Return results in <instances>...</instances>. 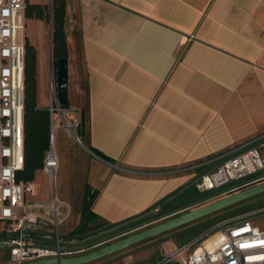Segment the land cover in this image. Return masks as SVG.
Here are the masks:
<instances>
[{"label":"crops","instance_id":"obj_1","mask_svg":"<svg viewBox=\"0 0 264 264\" xmlns=\"http://www.w3.org/2000/svg\"><path fill=\"white\" fill-rule=\"evenodd\" d=\"M26 20L38 108L50 110L52 24ZM66 32L64 118L79 117L82 139L58 121L57 173L64 167L70 191L54 197L77 215L75 229L88 187L93 213L114 225L186 185L194 168L264 136V0H67ZM39 180L53 181L39 170L28 203L45 204L47 192L31 197Z\"/></svg>","mask_w":264,"mask_h":264},{"label":"built area","instance_id":"obj_2","mask_svg":"<svg viewBox=\"0 0 264 264\" xmlns=\"http://www.w3.org/2000/svg\"><path fill=\"white\" fill-rule=\"evenodd\" d=\"M26 8V0H0V222L7 225L0 247L8 251L9 264L72 258L87 246L86 241L61 234L60 227L71 214L68 205L57 197L51 205L28 203L26 194L34 190L33 184L16 179L25 162ZM50 91L53 130L44 170L55 185L59 161L54 128L66 113L54 78ZM80 125L79 120L67 126L73 131ZM263 138L200 165L210 167L224 160L195 183L197 190L214 192L212 198L218 200L264 183V143L239 154ZM160 249V258L152 264H264V206L216 221L185 243L164 242Z\"/></svg>","mask_w":264,"mask_h":264},{"label":"trees","instance_id":"obj_3","mask_svg":"<svg viewBox=\"0 0 264 264\" xmlns=\"http://www.w3.org/2000/svg\"><path fill=\"white\" fill-rule=\"evenodd\" d=\"M27 1V0H26ZM26 19L36 18L39 20L48 19L52 24V51H53V63L55 66V72L57 69L58 61L62 59H68V44H67V0H52L51 6H42L36 4L27 3ZM25 108H24V154L25 162L21 171L16 174L18 182L32 183L36 178V173L39 170L44 169L45 161L48 152L51 150V112L49 109L38 108V88H37V51L36 48L26 40L25 46ZM68 107H64L67 109ZM82 125V122H81ZM81 125L79 127V136L81 138ZM82 139V138H81ZM92 152L96 153L99 157H102L108 162H112L111 159L105 157L95 149ZM188 188L182 194L175 197L173 200L168 201L160 206V211L169 209L174 204L191 203L204 198H209L215 195L214 192L206 194H192ZM92 189L88 187V195L85 197L82 203L81 209V221L78 227L70 234L73 238H80L86 236L95 231L107 228L111 226L108 222H104L99 219L92 211L95 198L90 201L88 196ZM250 201V200H249ZM246 201V202H249ZM244 202V203H246ZM237 206V205H236ZM236 206H233L226 210H233ZM264 206L263 203L255 205H246L242 208L235 209L231 213H226L217 218L205 220L201 223L193 225L187 229H184L182 233L176 237V240H180L181 243H185L194 237H196L201 231L208 228L210 225L225 219L229 216L244 213L246 211L255 209L257 207ZM225 211V210H224ZM138 222L129 223L122 227L108 231V235L118 234L124 229H127ZM9 257V256H8ZM10 259V258H9Z\"/></svg>","mask_w":264,"mask_h":264},{"label":"water","instance_id":"obj_4","mask_svg":"<svg viewBox=\"0 0 264 264\" xmlns=\"http://www.w3.org/2000/svg\"><path fill=\"white\" fill-rule=\"evenodd\" d=\"M52 5V1H51ZM50 5V6H51ZM53 60V51H52ZM57 89L58 99L62 107L69 106V63L68 59H62L57 63ZM264 143V138L256 143H253L239 152L243 153L247 150L257 148ZM224 162L220 160L203 173L193 178L186 185L175 191L162 202L152 207L145 213L128 219L126 221L111 225L107 228L95 231L86 236L77 238L86 241L87 246L85 251L91 250L89 253L78 257L60 258V259H46L27 264H94L107 257L113 256L130 247L157 238L164 234L170 233L174 230L188 226L216 213L222 212L233 206L239 205L246 201L252 200L258 196L264 195V183H260L244 189L227 197L214 200V198H204L191 203L174 204L169 209L155 212L164 203L173 200L180 193L184 192L193 186L204 174L212 171ZM205 164V163H204ZM96 191L91 190L89 193V200L92 201L96 197ZM136 223L127 229L122 230L118 234L108 235V231L122 227L129 223ZM104 233V235H101Z\"/></svg>","mask_w":264,"mask_h":264},{"label":"rangeland","instance_id":"obj_5","mask_svg":"<svg viewBox=\"0 0 264 264\" xmlns=\"http://www.w3.org/2000/svg\"><path fill=\"white\" fill-rule=\"evenodd\" d=\"M52 69H53L54 80L56 81L57 75L55 76L54 63H52ZM56 72H57V69H56ZM56 84H57V81H56ZM67 111L68 110L65 109V113H67ZM78 118L79 117H77L76 120H74V121L69 120V119H68L69 121H66L67 119L64 118V119H62V126L67 133H70V135H72L74 137L76 143L80 144L79 141L77 140V138H79V135H78L79 128L73 129V131H69V128L67 126V125H75V123H77V121H79ZM207 168H208V166H200V167L194 168V170L190 171V173L195 174L194 177H196V176L200 175L201 173H203ZM64 171H65L64 167L58 171V173L56 175V177H57L56 185H54L52 183L53 182L52 181L49 185L45 186L44 184L41 183V180H39L38 181L39 185L37 184L39 187L34 191L33 194H31V197L32 196H38V195H41L42 198L47 197V199L45 201V205H51L52 204V201H53L55 194L57 195L59 200H62V198H63L62 194H64L65 191H68V190L70 191V187L68 186L69 184L64 180V176H63ZM79 182H80V179H79ZM73 188H74L75 192L78 191L77 186L76 187L73 186ZM73 188H72V190H73ZM44 192H47L46 197H43V195H42V194H44ZM189 192H192V194L200 193L197 190V187L195 184L193 186H191V189ZM263 202H264V195H261V196H258L256 198L250 200L249 202L241 203V204L237 205L235 207V209L237 210V209L242 208L246 205H255V204H259V203H263ZM235 209L225 210V211L216 213L212 216H209L205 219H202V220L195 222L193 224H190L188 226L182 227V228L174 230L170 233L164 234V235L159 236L157 238L150 239L148 241H145L143 243H140L138 245L130 247V248H128L122 252H119L113 256H110V257H107L103 260L95 262L94 264H126L127 262H128V264H145L146 262L150 261L151 259L156 261L161 256L160 247L164 242L176 240V237L179 236L184 229H187L193 225L201 223L202 221H205V220L207 221L210 219L217 218L221 215H225L226 213H231ZM72 214H73V211H72ZM77 221H78L77 215H71L61 225V227H60L61 234L65 237H68L73 232V230H75V226L77 224ZM6 230H7L6 223L0 222V240L4 238L1 235H3V232ZM101 235H104V233H102ZM178 243H181V241L178 240L177 244ZM90 251L91 250L81 252V253H77V254L71 255L70 257L82 256L84 254L89 253ZM8 256H9L8 251L6 249H3L2 247H0V264H9V257ZM124 258H126L127 261L123 260Z\"/></svg>","mask_w":264,"mask_h":264}]
</instances>
